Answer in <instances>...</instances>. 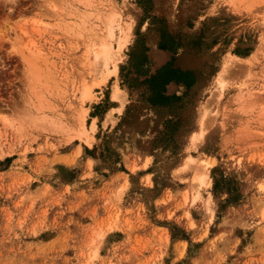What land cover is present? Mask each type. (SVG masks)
<instances>
[{"label":"rangeland","instance_id":"obj_1","mask_svg":"<svg viewBox=\"0 0 264 264\" xmlns=\"http://www.w3.org/2000/svg\"><path fill=\"white\" fill-rule=\"evenodd\" d=\"M0 264H264V0H0Z\"/></svg>","mask_w":264,"mask_h":264},{"label":"bare ground","instance_id":"obj_2","mask_svg":"<svg viewBox=\"0 0 264 264\" xmlns=\"http://www.w3.org/2000/svg\"><path fill=\"white\" fill-rule=\"evenodd\" d=\"M111 14L109 15V17L106 20V27L108 29L107 38L101 40L98 45L95 44L96 46H94L95 47L94 48L95 57H96V59L102 61V63H103L102 66L104 68H108L109 63L112 61V54H113V52L115 51L116 53H121L123 51L124 47L126 46L127 41H128L127 36H125V35L123 36L122 35L120 38H118L119 40L117 41V48L114 47L113 43L111 42V40L114 38V29H116L118 27L119 28V31L122 34H124V30H123V28L120 25L119 26L115 25L116 24L115 21L117 19V15L118 14L112 13V12H111ZM109 72H110V74H117V72H118L117 65H114V68L111 71H109ZM225 72L226 71H224V73ZM224 73L223 72H219V74L217 75V78H216V84H217V87L219 89H223L224 86H225V83L223 81V75H224ZM115 91H116L115 94H114L115 98L118 99V100H120V101H123L122 100V97L123 96L121 97L120 90L117 88ZM89 92H90V90H89ZM89 92H88V88H87L85 90L84 95H89L90 94ZM122 108H123V106H122ZM122 108L119 109L120 112L122 111ZM81 118H82V123H83L82 128H83L84 127V117H81ZM205 118H206V116L200 122L199 131L194 132L191 135V141L190 142H191V145H193V146H195L199 141L201 142V140L204 138V136L206 134L204 128L206 129L205 122H206V119L207 118L206 119ZM193 161H194L193 158H188L187 159V163L185 164V166L182 167V169L183 170L186 169L187 166L190 163H192ZM210 165H211L210 163H208L206 161H203L202 164H201V167L206 171V170H208V168L210 167ZM206 181H207L206 180V175H201V176L198 175V183H200L201 185H207Z\"/></svg>","mask_w":264,"mask_h":264},{"label":"crops","instance_id":"obj_3","mask_svg":"<svg viewBox=\"0 0 264 264\" xmlns=\"http://www.w3.org/2000/svg\"><path fill=\"white\" fill-rule=\"evenodd\" d=\"M162 58H163V59H167L166 56H163Z\"/></svg>","mask_w":264,"mask_h":264}]
</instances>
